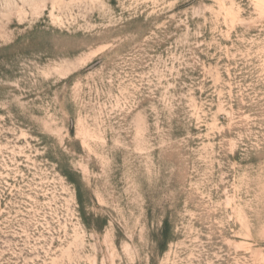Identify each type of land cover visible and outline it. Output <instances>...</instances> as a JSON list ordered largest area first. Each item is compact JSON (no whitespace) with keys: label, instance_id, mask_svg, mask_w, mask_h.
I'll list each match as a JSON object with an SVG mask.
<instances>
[{"label":"rangeland","instance_id":"374dc122","mask_svg":"<svg viewBox=\"0 0 264 264\" xmlns=\"http://www.w3.org/2000/svg\"><path fill=\"white\" fill-rule=\"evenodd\" d=\"M0 264H264V0H0Z\"/></svg>","mask_w":264,"mask_h":264},{"label":"trees","instance_id":"16d2710c","mask_svg":"<svg viewBox=\"0 0 264 264\" xmlns=\"http://www.w3.org/2000/svg\"><path fill=\"white\" fill-rule=\"evenodd\" d=\"M77 199L79 204V212L82 218V222L88 227L92 228L96 231H101L103 224L105 223V220H100L98 217L94 218L92 213H88L86 211V200H84V197L80 193V189L77 188ZM86 199V198H85ZM168 221L165 220L163 223V229L159 233V235L154 238V242L158 248H161L163 245H165L168 240L170 239L168 237Z\"/></svg>","mask_w":264,"mask_h":264}]
</instances>
